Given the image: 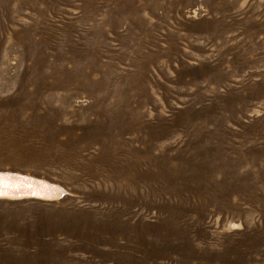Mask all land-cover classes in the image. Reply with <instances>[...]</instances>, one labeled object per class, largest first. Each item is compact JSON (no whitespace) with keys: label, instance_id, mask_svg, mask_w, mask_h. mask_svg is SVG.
<instances>
[{"label":"rangeland","instance_id":"1","mask_svg":"<svg viewBox=\"0 0 264 264\" xmlns=\"http://www.w3.org/2000/svg\"><path fill=\"white\" fill-rule=\"evenodd\" d=\"M16 32L26 45L11 48ZM46 34L56 41L68 37L73 42L81 36V48L88 40L91 50L87 59L93 65H85L84 73H90L89 78L77 70L83 80L65 81L56 90H36V83L22 89L20 81L34 69L29 59L27 72L22 66L7 64L5 50L19 58L21 48H26L53 60L55 51L40 52L37 43L28 44V36L40 39ZM0 40L4 42L0 44V128L28 119L24 129L7 131L10 144L0 135V158L3 154L24 155L30 164L53 167L61 178L43 169L36 174L12 169L62 186L67 192L54 201V209L61 206L103 213L111 205L97 192L112 180L101 164L85 158L97 154L99 145L93 139H76L81 129L57 131L52 144L43 140L39 129L45 125L37 115L45 110L44 100L53 98V106L64 114L57 117L56 126L63 122L80 125V115L90 122L97 117L100 129L95 136L105 140L109 136L101 127L104 119L121 114L129 120L138 110L143 114L139 123L149 122V144L153 145L150 173L157 174L160 167L175 171L181 158L194 149H207L210 162L203 169L204 179L191 177L184 182L176 178L175 187L165 191L161 188L164 181L149 179V203L172 206V211H149L145 217L149 223L174 219L179 228L188 223L193 242L210 253L199 257H180L175 252L153 255L149 264H264V97L239 98L258 91L257 84L264 81V63H242L244 57L264 59V0H10L7 9L0 6ZM235 52L238 60L234 63ZM62 63L65 69H73L72 61ZM44 69L39 68L37 77ZM255 71L259 75L251 77L249 73ZM55 77L60 78L61 73L49 79ZM91 77L100 80L99 87L91 83ZM40 90L44 97L40 98L41 111L25 108L15 112L16 101L36 100L31 93ZM234 90L239 92L235 95ZM95 94H99L97 101L93 100ZM71 95L75 98H65ZM225 96L231 100L226 101ZM6 111L15 117L6 118ZM140 130L120 137L109 127L118 140L125 141L126 149L143 148L137 139H146L147 129ZM68 147L78 150L71 149L69 157L78 153L74 158L98 171V178L82 173L81 167L68 170ZM70 171L74 179L66 177ZM119 179L127 183L124 177ZM146 189V182L139 181L136 190ZM211 193L215 197L209 199ZM176 203L179 211L174 209ZM23 206L25 209L15 208L5 216L10 219L18 214L13 223L5 220L3 224L0 264H117L106 253L89 250V245L82 248L80 241L63 229L57 210H51L50 220L39 221L28 203ZM39 234L55 243L40 254L37 244H22ZM179 245L183 247V243ZM98 247L102 252L110 249L106 244ZM5 250L13 255H3Z\"/></svg>","mask_w":264,"mask_h":264},{"label":"bare ground","instance_id":"2","mask_svg":"<svg viewBox=\"0 0 264 264\" xmlns=\"http://www.w3.org/2000/svg\"><path fill=\"white\" fill-rule=\"evenodd\" d=\"M9 1L0 0V6L7 9ZM49 35L46 34L40 39L28 36V44L33 45L37 43L36 50L40 52L53 53L55 51L53 60L46 56L35 54L34 51L26 48H21L19 58L9 55L13 52L12 50H5V56L3 58L7 64L12 63L15 67L22 66L24 71L27 72L26 61L29 59L34 69L32 75H27L24 80L20 81L22 89L28 83H36V90L39 87L56 90L65 81L72 80L75 82L83 80L78 77L77 70L81 72V75L89 78L90 73H84L85 65H93L87 59L88 51L91 50V45L88 40L84 47L81 48L78 47L79 40L82 38L81 36L76 39V42H73L68 37L56 41L53 36ZM15 38L16 41L13 45H10L11 48H18L20 44L23 46L26 45L19 33L16 32ZM63 42H66L65 48L62 47ZM0 44L3 46L4 42L0 40ZM85 48L86 51H84ZM231 49L232 47H229V50ZM66 59L73 62V69L67 70L64 68L62 62ZM236 60H238L237 52L233 56L234 63ZM242 63L258 65L259 63H264V59L260 56H254L252 58L244 57ZM39 68H47L48 70H41V76L37 77ZM91 70H97V66ZM57 72L61 73L60 78L55 77L54 80L49 79ZM249 75L255 77L259 75V72H250ZM91 83L96 87L100 86V80L97 78L91 77ZM257 85L259 86L258 91L247 92L245 95L239 97L240 100L244 101L249 97H264V81L261 80V83ZM238 92V90H234L232 93L236 95ZM31 96L38 98L36 100H33V98L19 99L15 103V112L20 113L25 108H30L36 112L37 110L41 111L40 98L42 100L44 99L43 93L41 90L39 92L34 91L31 93ZM72 97L75 98L74 95L65 98H71L72 100ZM225 98L226 101L231 100V96H225ZM11 99L9 97L8 101H11ZM98 99L99 94L93 95L94 101ZM52 101L53 98L45 99L44 112L41 114L35 113L40 114L37 115V118L44 121L43 125L45 126L39 129L42 132L43 140L46 143L52 144L57 131L67 129L73 132L75 129H81L83 132L75 135L76 139L83 140L87 138L97 142L99 145L97 154L94 156L88 155L85 158L91 161H97L102 165V170L110 176L112 182L110 184H102L101 189L97 193L106 196L111 206L105 211L106 213H100L96 210H73L61 206L54 209V201L59 200L67 192L62 186L35 175L22 173L18 170L13 171V169H26L34 174L40 173V170L43 169L48 175H54L57 178H61L62 176L55 174L53 167L46 166L41 162L30 164L29 160L24 158V155L9 157L3 154L0 158V233L6 229V226L3 225L5 220L13 223L14 219L18 216V214H15L8 219L5 218L6 214L15 208L25 209L23 205L26 202L28 203V208L37 212L39 221H44L45 218L50 220L49 215L51 214V210H57V215L64 222L63 229L68 231L70 236L79 240V245L82 248L89 245V250L95 253H106L112 258H115L117 264H149V257L153 255H166L171 252H175L180 257H199L202 254L210 253V250L200 247L193 242V239L190 237L192 232L189 231L188 223L184 227L181 226L179 228L177 227V221L174 219L163 218L156 223H149L145 219L149 211H172V206H165L161 203H149V179L152 181H164L161 185L163 191L165 189L167 190L169 186L175 187L176 178H181L184 182L191 177L198 178L199 180L204 179L203 169L210 166L207 149L204 151L196 149L189 151L187 155H184L185 157L183 159L181 158L180 166L175 171L160 167L157 174L150 173L149 150L153 148V145L149 144V122L146 121L144 124L139 123L138 118L143 115L140 111L135 110L133 117L129 120H126L121 114H111L104 119L101 127L106 135L109 136V140H105L99 136H95L96 132L100 129L97 117H95L93 122H90L87 116L80 115L78 118V121L81 122L80 125L76 123L65 124L63 122L56 126L55 120L58 119V116H63L64 114L58 112L57 108L53 106ZM128 104L126 103V105ZM6 112V118L15 117L13 116V112ZM95 116H99V113H95ZM116 116H119L117 120ZM27 120L23 119L19 124H8L4 129L0 128V135L5 137V140H3L5 144L11 143V140L7 137V131L24 129L27 126ZM110 126H112V130L116 131L120 137L131 134L135 130L141 132L140 129L145 127L147 129V138L144 139L140 136L137 139L143 144V148L137 146L126 149L125 141L118 140L109 131ZM128 139L133 140V138ZM71 149L73 152H78L76 147H72ZM71 149L68 147L66 154L68 170L81 167L82 173L88 174L92 179L98 178L100 175L98 171L91 170L86 164H80L78 159L74 158L78 156V153L72 158L69 157ZM139 153H144L145 156L139 155ZM187 168L191 172L189 170L187 171ZM74 175L70 171L66 174V177L74 179ZM120 177H124L127 183L122 184L119 179ZM139 181L146 182V190H136L139 186ZM212 181L214 180L209 181L210 185H212ZM214 197L215 194L211 193L209 199ZM173 206L175 210H180L178 203ZM194 207L198 208L199 206L194 205ZM179 221L184 223L182 219H179ZM195 226L196 232L197 224ZM32 243L37 244L39 254L47 247L55 244L53 241L41 239V234L35 238L24 239L22 241L25 247L30 246ZM180 243H183V247H180ZM99 244H106L110 249L102 252L98 247ZM163 245H166V247H163ZM3 255L11 256L13 254L9 250H5Z\"/></svg>","mask_w":264,"mask_h":264}]
</instances>
